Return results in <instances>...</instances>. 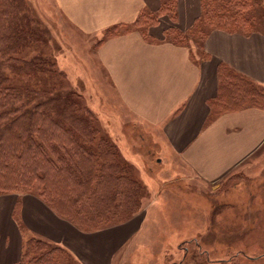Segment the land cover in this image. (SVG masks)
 Segmentation results:
<instances>
[{"label": "rangeland", "instance_id": "1", "mask_svg": "<svg viewBox=\"0 0 264 264\" xmlns=\"http://www.w3.org/2000/svg\"><path fill=\"white\" fill-rule=\"evenodd\" d=\"M157 11L141 21L142 30L165 16L175 22L173 12ZM210 29L182 35L196 57ZM170 31L171 40L178 32ZM100 38L81 31L59 0H0V106L43 113L39 135L19 125L5 131L1 182L13 163L7 158L11 147L26 139L41 159L53 163L44 180L25 173L30 187L0 192L15 197L11 218L21 232L22 251L14 264L21 262L25 241L39 239L25 237L20 214L25 196L47 208L59 199L57 208L73 213L84 229L53 213L85 233L119 227L148 212L112 264H264V146L213 188L182 178L169 152L156 146L148 127L110 85L95 55ZM35 175L43 177L39 167ZM49 245L61 249L53 264H81L62 247Z\"/></svg>", "mask_w": 264, "mask_h": 264}, {"label": "crops", "instance_id": "2", "mask_svg": "<svg viewBox=\"0 0 264 264\" xmlns=\"http://www.w3.org/2000/svg\"><path fill=\"white\" fill-rule=\"evenodd\" d=\"M68 18L84 33L97 35L95 48L110 85L125 107L163 145L198 187L215 185L243 167L264 146V109L246 105L216 111L219 69L264 88V0H252L250 32L212 30L198 57L193 46L167 39L169 29L186 33L201 15L202 0H177L175 22L166 16L141 32L130 28L105 36L113 27H132L141 11L155 12L161 0H59ZM160 147V146H159ZM15 197H0V264L17 263L22 237L11 218ZM174 205L170 209L173 212ZM21 219L27 236L62 247L81 264H112L129 239L150 217L93 233L79 231L39 199L25 196Z\"/></svg>", "mask_w": 264, "mask_h": 264}, {"label": "trees", "instance_id": "3", "mask_svg": "<svg viewBox=\"0 0 264 264\" xmlns=\"http://www.w3.org/2000/svg\"><path fill=\"white\" fill-rule=\"evenodd\" d=\"M252 8V0H202L201 15L195 20L192 27L186 33H189L191 29L194 31L198 30V33H201L205 27L211 28L207 34L212 30H223L226 32L239 31L243 33L250 32L254 26V19L250 16ZM175 11V0H162L161 6L156 14L158 15L159 13L164 12V14L171 15L173 12L174 14L173 16L171 15V17L175 19ZM148 17H152L150 12L141 11L138 18L129 29L135 28L141 32H145L146 30H142V27L140 26H143L141 25V21L146 22ZM120 28H124L123 31L128 30L126 29L128 27H113L112 31H108V29L105 32V36L120 33L118 30ZM170 30L174 29H169L167 34L172 32ZM183 34L184 33L178 32V35H174L170 38L178 44H184L187 43V39L182 36ZM207 34L203 36V40ZM219 82V95L212 103L216 111L236 110L246 105L264 109V104H261L264 100V92L254 89L251 85L252 82L233 73L225 66H221L219 69ZM42 115L43 113H41L38 108H35L33 111H21L20 109L7 104L0 106V127L3 126L0 129V152L3 150L4 146H6V137L4 136V133L5 131L8 132L7 130H10L12 127L19 125L22 127V131L30 130V134L37 132L39 135L42 127L40 123ZM27 132H24L23 134H26ZM19 135L20 133L18 136ZM27 141L28 139L24 140V143L21 142L17 147H15V144L11 147V151L8 153L7 158H12L13 163L7 166L6 171L8 174L4 182L1 181L5 178V174L4 172H0V176L2 177V179L0 178V192H11L24 186L30 187L32 181L24 179L25 173H32L34 179L42 181L48 174V167L53 166L51 160L43 157L42 159L40 158L39 154L36 153L37 147L31 149L30 146H27ZM10 142L13 141L10 140ZM3 157H5V155L0 154V167L4 166ZM38 167L43 172L42 178L35 175V171ZM51 170L53 171V169ZM58 200L59 199L55 201L54 199V201L47 203L46 205L58 216L71 219L77 224L78 228L83 230L84 226L75 221V215H73V213H62V211L57 208L56 202H58ZM24 245L25 253L19 264H53L55 260L54 252L58 250L61 251L59 248L50 246L49 243L33 238L27 239Z\"/></svg>", "mask_w": 264, "mask_h": 264}]
</instances>
